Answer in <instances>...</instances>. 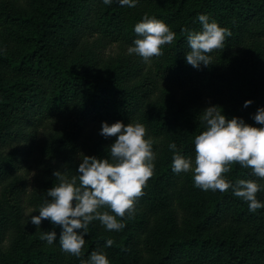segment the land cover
Here are the masks:
<instances>
[{
	"label": "trees",
	"instance_id": "trees-1",
	"mask_svg": "<svg viewBox=\"0 0 264 264\" xmlns=\"http://www.w3.org/2000/svg\"><path fill=\"white\" fill-rule=\"evenodd\" d=\"M145 13L176 33L147 62L128 51ZM201 13L231 35L208 53L207 66L194 68L185 59L186 30H202ZM209 104L259 126L252 117L264 106V0H138L134 7L0 0V264H81L93 250L106 252L110 264H264V208L250 212L231 189L205 191L193 171H172L169 143L194 160ZM117 120L145 125L154 172L134 198L135 211L117 217L124 227L107 230L93 220L77 257L58 237L51 245L40 239L53 229L48 219L40 228L29 220L60 183L54 171L70 180L83 154L110 159L115 136L99 130ZM222 175L256 179L235 161ZM261 193L255 199L264 205ZM101 211L115 215L107 205ZM109 238L114 243L105 247Z\"/></svg>",
	"mask_w": 264,
	"mask_h": 264
},
{
	"label": "clouds",
	"instance_id": "clouds-1",
	"mask_svg": "<svg viewBox=\"0 0 264 264\" xmlns=\"http://www.w3.org/2000/svg\"><path fill=\"white\" fill-rule=\"evenodd\" d=\"M111 4L113 0H103ZM120 5L134 7L138 0H118ZM198 20L202 25L199 32L188 31L187 41L190 51L185 54L188 64L194 68L207 66L213 49L224 47V41L231 35L229 29L201 13ZM138 37L128 51L140 55L145 62L153 56L162 55V45L173 42L176 33L163 20L150 17L145 13L142 20L134 25ZM251 99L244 101V107L252 104ZM222 107L209 104L202 113L205 130L194 137L195 159L180 154L176 143H169L173 150L172 171L175 173L194 172V184L202 190L226 192L248 202L250 212H257L264 205L255 196L261 189L256 180H264V106L258 107L252 119L259 125L246 123L242 117L227 118ZM100 134L104 137L115 136L109 146L110 159L83 154L76 172L79 176L71 179L64 177L59 170L54 176L60 183L47 189V196L40 206L38 215H31L30 222L40 228L44 219L53 225L52 230L42 231L40 239L51 245L59 238L61 249L80 257L85 244L90 222L98 219L107 230H120L126 212L131 215L134 198L142 194V188L154 172L156 154L153 139L146 137V127L142 123H127L117 120L113 123L101 122ZM238 162L250 168L256 179L227 180L222 173L229 171L231 162ZM78 179V183H77ZM107 205L115 215L101 211ZM60 227L59 236L55 227ZM109 238L105 247L113 245ZM81 264H110L106 252L93 250Z\"/></svg>",
	"mask_w": 264,
	"mask_h": 264
},
{
	"label": "rangeland",
	"instance_id": "rangeland-1",
	"mask_svg": "<svg viewBox=\"0 0 264 264\" xmlns=\"http://www.w3.org/2000/svg\"><path fill=\"white\" fill-rule=\"evenodd\" d=\"M15 47H17V46H16V45H13V49H14ZM103 146H104V145H103ZM95 150H96V152H100L101 150H103V147H102L101 145H98V146L96 147ZM33 171H34V168L31 167V169H30V177H29V180H30V183H32V184H33V181H34V174H33ZM146 184H148V182H147ZM257 184H258V186H259L261 189H264V182H257ZM33 187H35V186L32 185L31 188H33ZM256 196H257L258 198H261V197L263 196V194H262L261 191H260V192H258V193L256 194Z\"/></svg>",
	"mask_w": 264,
	"mask_h": 264
}]
</instances>
